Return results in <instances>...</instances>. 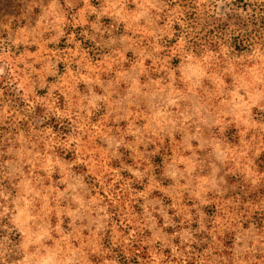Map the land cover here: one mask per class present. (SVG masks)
<instances>
[{
    "label": "rangeland",
    "instance_id": "374dc122",
    "mask_svg": "<svg viewBox=\"0 0 264 264\" xmlns=\"http://www.w3.org/2000/svg\"><path fill=\"white\" fill-rule=\"evenodd\" d=\"M0 231V264H264V0H0Z\"/></svg>",
    "mask_w": 264,
    "mask_h": 264
},
{
    "label": "trees",
    "instance_id": "16d2710c",
    "mask_svg": "<svg viewBox=\"0 0 264 264\" xmlns=\"http://www.w3.org/2000/svg\"><path fill=\"white\" fill-rule=\"evenodd\" d=\"M2 233H8V232L0 231V240L4 239V237H3L4 234H2ZM15 238H18V235L16 234V232H14V233L9 235V239L11 241L14 240ZM7 248L11 251L13 249V246L12 245H7Z\"/></svg>",
    "mask_w": 264,
    "mask_h": 264
}]
</instances>
